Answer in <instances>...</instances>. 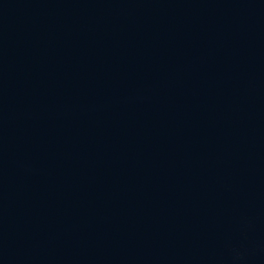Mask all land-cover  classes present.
I'll use <instances>...</instances> for the list:
<instances>
[{"label": "water", "instance_id": "water-1", "mask_svg": "<svg viewBox=\"0 0 264 264\" xmlns=\"http://www.w3.org/2000/svg\"><path fill=\"white\" fill-rule=\"evenodd\" d=\"M0 264H264V0H0Z\"/></svg>", "mask_w": 264, "mask_h": 264}]
</instances>
